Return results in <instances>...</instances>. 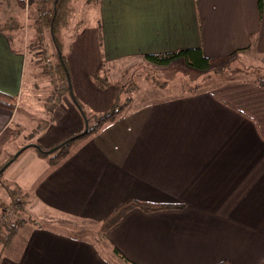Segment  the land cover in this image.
<instances>
[{"label": "crops", "instance_id": "1", "mask_svg": "<svg viewBox=\"0 0 264 264\" xmlns=\"http://www.w3.org/2000/svg\"><path fill=\"white\" fill-rule=\"evenodd\" d=\"M79 1L98 10L104 66L195 48L210 58L264 54L260 0ZM19 32L0 31V91L18 101L14 111L0 108V158L6 151L12 159L0 166L14 162L31 183L26 190L38 221L22 226L29 228L27 242L8 264H258L264 258V85L258 79L217 76L207 91L171 93L136 108H129L131 99L117 120L54 165L35 146L51 150L85 121L70 96L49 116L44 110L36 116L38 75L31 53L18 48ZM80 39L67 56L74 94L93 118L124 90L108 79L114 66L104 77L95 67L100 60L91 52L99 47L82 50ZM76 55L94 67L76 70ZM29 71L35 83L28 82ZM132 200L183 207L134 210L102 233L109 213Z\"/></svg>", "mask_w": 264, "mask_h": 264}, {"label": "rangeland", "instance_id": "2", "mask_svg": "<svg viewBox=\"0 0 264 264\" xmlns=\"http://www.w3.org/2000/svg\"><path fill=\"white\" fill-rule=\"evenodd\" d=\"M77 2V1H76ZM76 12L72 18V24L69 30L64 32L63 40L65 43V53L68 55L71 49V44L73 39H80V45L82 50H93L99 47L97 51V55L95 52H91V57L94 61L98 60L99 65L95 67H102L101 77L107 75L108 66H114L111 68V74L108 75V79L111 78L115 82H118L119 85L124 90V94L122 95V101L126 98L133 99L129 108H136L142 104L147 102H151L150 104L156 103V100L160 98V100L166 99L169 97L171 93H185L188 90L192 93H198L200 91H207L210 88L211 80L215 79L218 81L217 76H221L219 79L234 81V80H248V79H258L259 83L264 81V54H258L255 51L242 52L241 54H235L229 61H226L220 64L217 69L207 71V73H203V71H198L189 67L185 61L180 60L172 63L168 67H159L156 66L144 58H134L121 61L120 63L116 62L114 65L106 64V66L102 63V55H101V45H100V26L98 21V10L95 7L89 6L85 7V4L81 1H78L75 5ZM84 9L86 12H84ZM35 10L26 9L22 11L19 15L20 22L22 27L20 28V32L18 37L20 38V42L18 44V48L24 49L31 53L30 62L31 67L35 68L36 75H38V82H36L37 89V99H35L37 105L40 108H37L36 116L42 117L44 114L42 110L49 114L54 113L50 111V104L53 102L51 100H55L56 96L60 93L59 91H55L53 85L50 82V77L48 73L49 67H44L46 65L52 67L55 62L54 58V48L51 43L49 36L46 39L45 49H40L36 45L33 44L34 40V30L33 23L35 20ZM81 21V22H80ZM80 22V23H78ZM99 53V54H98ZM51 59V63L47 64L46 60ZM85 59L81 60L79 55L75 56L74 65L77 69H82L86 71H90L91 68L87 65ZM109 67V68H110ZM56 68V65H55ZM34 71H32L33 73ZM110 73V71H109ZM47 74V75H46ZM33 76L31 71H29L27 75V80L29 83H35L32 81ZM94 84H100L102 80L99 78H92ZM156 85V87L150 86V84ZM153 85V86H154ZM168 86V87H167ZM158 87H167L169 90L160 91L156 88ZM135 88V89H134ZM134 89V91H133ZM132 90V91H131ZM139 99H137V95ZM63 95H61L62 97ZM67 96V95H65ZM64 97V96H63ZM49 117H43V123H48L50 121ZM94 121H92L93 123ZM43 127V126H42ZM25 134H29L30 130L26 128ZM18 146L16 144L12 149H15ZM17 154V153H16ZM14 154V155H16ZM11 158L6 151L2 154L0 158V162L9 161ZM12 160V159H11ZM12 162V161H11ZM14 162L10 164V166L6 169L4 174L0 178V205L3 206L0 209V216L3 212L8 210L10 204V194L9 191H15L17 186L21 188V201L23 207L25 209L26 216L30 220L38 221L34 216L35 213L31 209L32 206L30 198L27 194L31 193V191H27L26 189L29 187L31 183L24 182L25 176L23 174H18L19 170H14L13 168ZM8 166V164H5ZM21 168L22 165H16ZM2 167V166H0ZM12 173L10 174V171ZM9 171V172H8ZM23 184V185H22ZM26 185V186H24ZM25 187V188H24ZM24 188V189H23ZM24 194L26 195L24 198ZM8 213V212H7ZM4 214V213H3ZM51 214L46 216V220L50 223L54 224L50 220ZM54 219V218H52ZM45 220V219H44ZM62 223V229L67 230L68 228H72L70 226V221L68 219H64L60 221ZM36 223V222H35ZM44 223V222H43ZM33 227V226H29ZM82 228H86L87 232L92 233L94 231L89 226H81ZM27 229L28 227H22L17 235L14 237L11 247L5 252H1L0 247V264H8L12 259L13 255H21L23 246L27 242ZM75 230V229H74ZM69 231V230H67ZM73 233V232H72ZM87 237V236H86ZM17 247H20V251L16 254ZM16 248V249H15ZM17 250V251H16Z\"/></svg>", "mask_w": 264, "mask_h": 264}, {"label": "trees", "instance_id": "3", "mask_svg": "<svg viewBox=\"0 0 264 264\" xmlns=\"http://www.w3.org/2000/svg\"><path fill=\"white\" fill-rule=\"evenodd\" d=\"M79 0H0V31H20L22 25L18 19V15L22 11L29 9L35 10V20L33 23L34 30V42L33 46L36 45L40 49H45L46 39L49 36L54 52L55 62L53 66L48 65V73L50 82L53 85L55 91H59V95L56 96L55 100L50 104V111L53 112L59 104L62 102L63 96L67 95L72 97L73 102L85 121V128L77 134L69 137L55 148L51 150H44L39 146H35L41 156L48 158L51 164L57 165L61 161H64L79 141H83L98 133L106 124L117 120L121 113L130 104L131 99L126 98L122 101L123 92L120 93L112 108L106 113L90 116L85 105L76 97L72 86L71 70L68 61V56L65 53V43L63 40L64 32L69 30L72 24V18L75 14L76 7L75 3ZM86 4L96 5L100 0H82ZM264 6V0H260L259 10L262 12ZM11 40V37L8 36ZM235 54L219 57L210 58L207 57L201 48L195 49H183L171 53L164 54H151L145 55L144 59L159 67H168L176 61L183 60L192 69L198 71H211L217 69V67L229 61ZM56 65V68H55ZM46 74V75H47ZM101 79V78H100ZM264 85V81L260 82ZM135 89V88H134ZM133 89V91H134ZM132 91V90H131ZM61 95H63L61 97ZM18 106L16 98L5 94L0 91V108L14 111ZM94 119L92 123L91 120ZM7 169L6 165L0 167V178ZM10 204L8 210L3 212L0 216V247L1 252H5L9 249L13 242L14 237L17 235L19 230L27 223L34 224L35 220H30L26 216L25 209L21 201V192H10ZM24 194V198H25ZM183 205L174 204H160L152 202H141L137 200L129 201L122 204L103 220L100 226L102 233H106L113 227L118 225L128 213L134 210H140L146 214H154L166 210L181 209ZM3 206L0 205V209ZM8 212V213H7ZM118 256L126 260L117 251ZM127 263L133 264L126 260ZM218 264H228V262H221ZM258 264H264V258L260 260Z\"/></svg>", "mask_w": 264, "mask_h": 264}, {"label": "built area", "instance_id": "4", "mask_svg": "<svg viewBox=\"0 0 264 264\" xmlns=\"http://www.w3.org/2000/svg\"><path fill=\"white\" fill-rule=\"evenodd\" d=\"M47 64L51 63V59L46 60Z\"/></svg>", "mask_w": 264, "mask_h": 264}]
</instances>
